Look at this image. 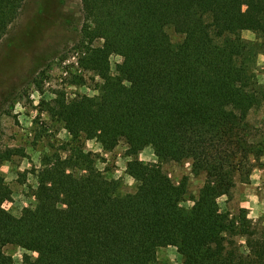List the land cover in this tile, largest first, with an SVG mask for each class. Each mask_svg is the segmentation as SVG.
Returning <instances> with one entry per match:
<instances>
[{
	"label": "trees",
	"instance_id": "16d2710c",
	"mask_svg": "<svg viewBox=\"0 0 264 264\" xmlns=\"http://www.w3.org/2000/svg\"><path fill=\"white\" fill-rule=\"evenodd\" d=\"M23 2L0 0V41ZM80 2L78 64L99 78L98 93L67 100L55 92L45 102L71 135L69 153L43 157L34 203L18 215L3 207L11 190L0 171V264H12L7 244L35 254L24 264H152L163 246H174L184 264H264V212L253 221L244 208L218 205L264 156V137L255 138L248 121L264 105L254 70L264 53V0ZM113 54L121 61L112 73ZM82 139L105 151L125 144L133 191L122 193L119 179L96 168ZM147 146L156 162L137 157ZM22 154L0 145V167ZM182 161L204 175L194 195L185 176L174 182L162 168Z\"/></svg>",
	"mask_w": 264,
	"mask_h": 264
},
{
	"label": "rangeland",
	"instance_id": "374dc122",
	"mask_svg": "<svg viewBox=\"0 0 264 264\" xmlns=\"http://www.w3.org/2000/svg\"><path fill=\"white\" fill-rule=\"evenodd\" d=\"M84 19L80 0H24L17 18L9 25L0 41V145L18 147L22 155H14L1 164L0 171L11 190V199L3 207L18 215L23 207L33 205V192L37 185V172L45 156L57 154L67 158L71 135L63 123L45 111V102L64 92L67 100L75 95H95L98 77L84 73L78 64L82 50L81 28ZM247 40L260 41L251 30H242ZM172 40L179 37L170 32ZM121 61L119 55L110 56L111 72ZM258 81L264 84V53L256 56L255 68ZM80 76L85 83H73ZM251 132L255 138L264 137V105L248 115ZM85 152H93L94 164L106 176L121 181L122 193L133 191L134 180L125 172L131 157L125 154V144L120 142L113 150H103L94 139H82ZM144 150V151H143ZM138 154L144 162H156L150 146ZM140 159V158H139ZM81 166H74V173H82ZM163 170L172 181L187 178L191 194L202 186L204 175L191 173L190 161L167 162ZM182 205L189 207L191 200ZM222 211L237 212L244 208L253 221L264 212V156L249 176L235 179L231 196L218 198ZM242 244L243 240L239 239ZM4 252L11 256L12 264H24V255L35 254L20 246L7 244ZM152 264H184L174 246L159 247Z\"/></svg>",
	"mask_w": 264,
	"mask_h": 264
},
{
	"label": "crops",
	"instance_id": "0c3cea01",
	"mask_svg": "<svg viewBox=\"0 0 264 264\" xmlns=\"http://www.w3.org/2000/svg\"><path fill=\"white\" fill-rule=\"evenodd\" d=\"M143 151H144V150H143ZM143 151H141V153H142ZM141 155H142V154H140V156H139L140 159H142Z\"/></svg>",
	"mask_w": 264,
	"mask_h": 264
}]
</instances>
